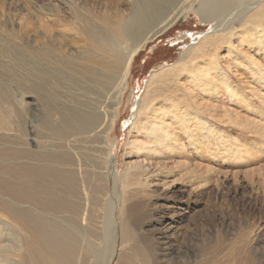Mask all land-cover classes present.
Masks as SVG:
<instances>
[{
  "label": "bare ground",
  "instance_id": "1",
  "mask_svg": "<svg viewBox=\"0 0 264 264\" xmlns=\"http://www.w3.org/2000/svg\"><path fill=\"white\" fill-rule=\"evenodd\" d=\"M130 1L126 15L123 10H117L112 18L76 15L83 41L79 55L72 66L61 67L51 74L49 88L30 85L21 70L13 73V82L24 88L17 91L22 106L21 98L29 94L27 90H38L35 95L46 105L56 99L54 93L62 87L65 77L74 72L76 80L72 90L63 87L66 97L62 105L55 107L53 123L50 113L45 114V119L38 108L30 113L41 129H46L43 121L51 122L53 134L65 140L59 147L46 149L41 142L34 149L35 139L31 136L1 137L4 142L0 143V227L3 228L0 264H111L116 254L114 264H137L134 255L122 254L125 243L132 239L131 223L136 224L139 219L136 209L139 203L133 201L136 196L133 190L142 184L149 186L151 181L170 172L162 164L151 171L149 162L166 159L184 145L195 143L193 120L199 126L210 121L202 112L203 104L198 96L208 97L207 106L209 98L219 93V87L225 88L227 99L235 96L234 83L229 82L235 79H230L231 70L222 67L217 54L220 46L231 47L232 37L241 34L234 22L244 24L243 31L253 36L258 50H264V0ZM191 11L211 24V31L191 43L178 64L151 73L142 97L136 102L127 143V155L137 159H131L118 173L112 160L110 136L136 55ZM31 43L30 77H35L38 64L51 57L47 58L48 49L36 37H32ZM62 47L64 44L58 49ZM199 58L207 59L205 65L197 63ZM246 58L236 54L232 60L236 67L241 64L250 69L251 78L264 88V68L256 67L255 61ZM251 91L255 96L256 89ZM35 106L39 105L35 103ZM227 115L231 117V113ZM13 116L15 128L22 131L27 120L24 112ZM4 120L6 115L0 109V129ZM214 136L223 139L222 131ZM178 137L185 142L177 143ZM72 141L93 142V147L88 149L90 156L85 148L76 147ZM111 183L114 192L108 197ZM127 189L133 190L126 192ZM93 208L99 211L98 215L91 214ZM97 224L98 228L103 224L102 228L98 230ZM163 242L165 245L168 240ZM166 247H171V243ZM7 251L11 254L7 255ZM92 257L95 261L90 263ZM151 260L146 255L142 264H153L154 259Z\"/></svg>",
  "mask_w": 264,
  "mask_h": 264
},
{
  "label": "rangeland",
  "instance_id": "2",
  "mask_svg": "<svg viewBox=\"0 0 264 264\" xmlns=\"http://www.w3.org/2000/svg\"><path fill=\"white\" fill-rule=\"evenodd\" d=\"M130 5V0H0V109L6 115V120L1 122L0 143L4 142L1 137L6 134L22 139L33 137L34 149H38L41 142L47 149L59 147L65 141L53 134L51 122L43 121L46 129H41L30 113L38 108L44 119L45 114L50 113L53 123L55 107L62 105L66 97L63 87L72 90L75 73L62 80V89L54 93L56 99L46 105L35 95L38 90H27L29 94L21 98L24 106L18 103L21 94H17L24 88L13 82V73L21 70L30 85L49 88L51 74L61 67L72 66L79 55L83 41L76 15L112 18L117 10H123L126 15ZM234 25L241 34L232 37L231 47L220 46L217 54L222 67L231 70L230 79H235V82L229 81L234 83L235 96L227 99L225 88L219 87V93L209 98V106L206 105L208 97L198 96L203 104L202 112L210 121L199 126L198 121L193 120L195 143L184 145L166 159L150 161L151 171H156L158 164L170 168L169 173L151 181V186L142 184L136 190H126L136 193L133 201L136 199L139 203L136 208L139 219L136 224L131 223L132 239L125 243L122 254L134 255L137 264H142L146 255L151 261L154 259L153 264H264V88L251 78L250 69L241 64L236 67L232 60L237 54L239 58L255 61L256 67L264 68V50H258L253 36L243 31L244 24L234 22ZM211 26L203 22L197 12H188L136 55L129 86L110 136L112 160L118 173L131 159H137L127 155V143L131 138L136 102L142 97L151 73L178 64L186 49L208 34ZM32 37L44 43L47 58L51 57L38 64L35 77H30ZM63 44L64 47L58 49ZM205 61L207 59H197L201 65H205ZM252 88L256 89L255 96ZM21 111L27 120L24 129L18 131L13 115ZM227 113H231L232 119ZM219 131L223 139L218 140L214 133ZM73 141L72 144L85 148L90 156L88 149L93 147V142ZM183 141L178 137L177 143ZM113 192L111 183L107 196ZM90 212L99 214L96 208ZM98 225L99 230L103 224L99 228ZM2 231L1 226L0 235ZM164 239L168 240L165 245ZM170 243L171 247H166ZM165 252L169 254L166 256ZM116 257L117 254L111 264L117 262ZM94 261L92 257L90 263Z\"/></svg>",
  "mask_w": 264,
  "mask_h": 264
}]
</instances>
